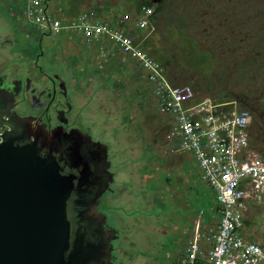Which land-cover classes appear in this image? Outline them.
Masks as SVG:
<instances>
[{
	"label": "rangeland",
	"instance_id": "rangeland-1",
	"mask_svg": "<svg viewBox=\"0 0 264 264\" xmlns=\"http://www.w3.org/2000/svg\"><path fill=\"white\" fill-rule=\"evenodd\" d=\"M70 1L50 0L46 10L50 21L66 22L68 13L65 9ZM135 4L138 0H119V5L114 6L115 13L130 15V6ZM165 4L172 6L166 13L151 18L147 31L135 28L132 37L140 43L158 28L150 34L151 38L157 37V49L150 53L142 50L165 72L171 70L177 81L193 88L202 100L219 104L237 96L255 99L253 113L250 112L251 149L253 155L264 159V0H176L175 3L169 0ZM22 10L20 0H0V32L5 33L3 38L11 40L15 46L12 50L21 51L22 57L28 54L29 45L32 50L28 65L38 62L48 71L46 65L58 63L57 56L63 54L61 51L67 49L69 39L74 36L63 31L41 35L40 30L21 15ZM136 12L132 10V15ZM106 43V52L111 54L114 46ZM79 48L84 54L88 49L95 55L101 53L98 47H92V50ZM118 53L121 58L110 64L115 70L116 65H128L127 61L120 62L125 56ZM66 60L74 58L69 56ZM130 63L137 77L135 84L129 87L132 83L124 82L120 98L116 99L115 93H111L114 102H108L106 106H122L126 102V107L132 103L138 108L100 109L99 104L93 103L85 109L86 119L91 122L87 132L93 137L99 136L110 147L111 170L116 174L113 187L122 194L115 199L119 205H113V210L119 211L130 222L135 234L129 241L132 242L130 255L141 258L143 264H175V254H179L192 235L190 219L196 221L201 210L202 220L210 222L216 218L215 196L210 191L206 193L205 185L196 176V162L192 160L185 163V169H193L194 185L189 187L184 182L178 186L174 181L166 184V180L177 173L171 155H168L171 122L158 113L153 96L146 90L142 71L140 76L137 64ZM111 80L102 73L97 78L100 84L104 81L112 84ZM125 85L129 87L127 90ZM68 89L71 92L73 87L69 85ZM129 166L135 175L132 178V172L125 170ZM145 175L148 179H144ZM175 186L180 189V199ZM128 199L130 201L125 205ZM255 206L247 208L242 237L261 243L264 241V193ZM138 220L140 229L136 225ZM147 242L151 246H146Z\"/></svg>",
	"mask_w": 264,
	"mask_h": 264
},
{
	"label": "flooded vegetation",
	"instance_id": "flooded-vegetation-1",
	"mask_svg": "<svg viewBox=\"0 0 264 264\" xmlns=\"http://www.w3.org/2000/svg\"><path fill=\"white\" fill-rule=\"evenodd\" d=\"M155 1L169 0H149V3ZM40 33L54 34L49 30ZM4 35L0 32V144L15 141L30 150L71 187L67 218L74 227L77 241L79 260L76 264H143L141 258L129 253L134 229L119 211L113 210V205H119L115 199L122 194L113 187L116 174L111 170L110 147L99 136L93 137L87 132L91 122L86 119V108L93 103L99 104L100 109L115 110L121 106H106V103L114 102L111 93H115L116 99L120 98L123 88L117 83L123 80V72L115 83H98L101 73L110 77L111 82L114 78L100 61L84 55L75 46L61 51L58 63H48L45 67L48 71L38 62L29 66L31 47L28 45V54L22 57L20 50H12L15 46L10 39L3 38ZM63 55L73 56L74 60L67 61ZM69 85L73 87L71 92ZM228 102L237 109H246L249 114L253 113L256 103L249 96H237ZM125 105L126 102L122 105L124 109L138 108L132 103ZM91 111H95L94 108ZM251 124L250 114L249 147H253L250 145L253 144ZM44 146L51 151L44 152ZM125 170L132 172L131 178L135 176L131 166ZM129 201L122 200L125 205ZM136 225L140 229L139 220ZM148 245L151 246L150 242ZM177 257L175 254V264Z\"/></svg>",
	"mask_w": 264,
	"mask_h": 264
},
{
	"label": "built area",
	"instance_id": "built-area-1",
	"mask_svg": "<svg viewBox=\"0 0 264 264\" xmlns=\"http://www.w3.org/2000/svg\"><path fill=\"white\" fill-rule=\"evenodd\" d=\"M23 7L27 21L40 31L75 34L86 45H101L108 39L144 71L158 113L171 122L169 155L192 156L217 205V216L210 222L202 220L203 211L199 212L177 264H264V241L242 237L247 198L259 204L264 193V159L253 155L247 144L249 114L207 100L197 102L190 87L172 86L162 67L124 33L127 16L114 25L97 22L92 11L69 22L50 21L44 0H24ZM152 14L151 8H142L136 27L145 29Z\"/></svg>",
	"mask_w": 264,
	"mask_h": 264
},
{
	"label": "water",
	"instance_id": "water-1",
	"mask_svg": "<svg viewBox=\"0 0 264 264\" xmlns=\"http://www.w3.org/2000/svg\"><path fill=\"white\" fill-rule=\"evenodd\" d=\"M70 190L30 150L15 141L0 144V264L77 263L74 227L67 218Z\"/></svg>",
	"mask_w": 264,
	"mask_h": 264
},
{
	"label": "crops",
	"instance_id": "crops-1",
	"mask_svg": "<svg viewBox=\"0 0 264 264\" xmlns=\"http://www.w3.org/2000/svg\"><path fill=\"white\" fill-rule=\"evenodd\" d=\"M148 1V0H147ZM145 1V2H147ZM46 10L49 8V2L50 0H46ZM20 3H24V0H20ZM139 3H141V0H138V4H135L134 6H130L131 8V12H130V15L127 14L129 16V20H128V23H127V26L126 28L129 30V32L131 33L132 35V32L136 27V20H137V15L139 13ZM119 5V0H71L70 1V4L69 6L65 9L66 12L68 13V18H67V21L66 22H69V20L71 21L72 19L75 18V16L77 17V15L79 14H82V13H87V12H94L95 13V18L97 21L99 22H102V23H108V24H111V25H114V23L116 22V20L125 15V14H116L115 13V9H114V6H118ZM136 6V9H134V7ZM25 7V5H24ZM23 7V9H24ZM149 7H151L153 10H154V13L149 17V20L153 17H156V16H159L161 14H164L166 13V11H168V6L166 7V4L165 3H162V2H159V1H155L151 4H149ZM132 10L135 13V15H132ZM21 15L26 19V17L23 15V10H22V13ZM27 20V19H26ZM149 20H148V25H147V28L144 29V31H147L149 29ZM63 22V21H62ZM139 29V28H137ZM142 30V29H140ZM157 31L158 28H155L153 31ZM152 31V32H153ZM151 32V33H152ZM147 34V36L143 39H141L140 43H138L139 46L142 47V49H144L145 51H147L148 53L150 52H153L157 49L158 47V44H157V41H156V38L157 37H154V38H151L153 36H150V34ZM69 34V33H68ZM74 36L75 39H77L76 41L73 39H69V42L68 45H67V48H72V46L74 45H77L75 46L78 50H80L83 54H84V51H82L79 47H85L86 49L90 48L89 46L92 47H98L100 50H101V53L100 55L98 54H94V52L90 51L88 49L87 52H90V54L87 55V52L86 56L88 57H92L94 58V60H98L101 62L100 65H103V66H106L104 68L105 71H108V72H111L113 73V78L114 80L112 81V83H115L117 82L118 80V77L120 76V74L123 72V80H118V87H121L123 88V84L124 82H129V83H132L131 85H129V87L133 86L136 82V79L137 77L135 76V73L132 72V69H133V66H132V63L130 62H133L134 60L130 59L129 60L127 58H123L124 60H120V62H124V61H127V64L128 65H122V64H119V65H116V70L110 65L112 63V60H119L121 58V56L119 55L118 53V49L110 42L108 41V39H105L104 42L101 44V45H97V44H94V45H86L80 37H78L77 35L75 34H71ZM150 36V37H149ZM160 36V35H159ZM151 39H152V42H151ZM136 40V39H135ZM106 42H110L113 46H114V51L111 52V54H107L106 52V46H105V43ZM107 44V43H106ZM90 48V49H91ZM92 50V49H91ZM103 52V53H102ZM123 55V54H122ZM138 66V63L136 61H134ZM139 67V66H138ZM139 70H140V76H141V71L143 73L142 75V79L143 81L145 82V87H146V90H149L150 92V95H151V87L150 85L147 83L146 79H145V73L144 71L139 67ZM164 71V74L166 76V78L169 80V82L172 84V85H175V86H180V85H186V84H183V83H180L179 81H177L172 75H171V70H167V72ZM110 73V74H111ZM125 87L129 88L128 86L125 85ZM124 87V88H125ZM198 99H201V98H197ZM196 101V99H194ZM251 149V148H250ZM188 160H192L194 161V159L192 158V156L188 155V154H185V155H175V156H171V161L172 163L174 164V166L176 167V171L177 173L174 175V176H170L167 180H166V184L169 185V182L170 181H174L176 182V185H181L183 184L184 182L185 183H188L189 184V187L194 185V177L192 176V171L193 169L191 170V168H189L188 170L185 169L186 165L185 163L188 161ZM195 163V161H194ZM196 164V163H195ZM197 166V165H196ZM180 172H183V174H180ZM186 172V173H185ZM196 176L199 178L200 180V172L198 170V168L196 167ZM190 180V181H188ZM200 182H202L200 180ZM203 183V182H202ZM206 187V193L208 191H210L212 193V195H214L213 191L205 184L203 183ZM177 188V190H179V192H176L177 195H178V199L181 198V193H180V189L178 187L175 186V189ZM176 195V194H175ZM174 195V196H175ZM192 196L190 195V198ZM247 208L249 207H256V203L254 201H252L250 198H247ZM246 211L245 210V217H246ZM195 222V219L194 221L191 220L190 224L193 226V223ZM244 223H245V218H244ZM190 225V226H191ZM191 226V228H192ZM187 242V240H186ZM185 242V243H186Z\"/></svg>",
	"mask_w": 264,
	"mask_h": 264
},
{
	"label": "bare ground",
	"instance_id": "bare-ground-1",
	"mask_svg": "<svg viewBox=\"0 0 264 264\" xmlns=\"http://www.w3.org/2000/svg\"><path fill=\"white\" fill-rule=\"evenodd\" d=\"M142 8H146V7H142ZM141 8V9H142ZM147 8H151V7H147ZM152 9V8H151ZM153 10V9H152ZM141 11V10H140ZM88 13V12H87ZM140 13V12H139ZM83 14V13H82ZM80 15V14H79ZM139 15V14H138ZM137 15V16H138ZM78 16V15H77ZM123 16H127V21H126V23L128 22V20H129V16L128 15H123ZM76 17V16H75ZM57 20V19H56ZM95 20H96V18H95ZM148 20H149V17H147V22H148ZM60 21V20H59ZM70 21V20H69ZM97 21V20H96ZM97 22H99V21H97ZM126 23L124 24V26H123V30H124V33L126 34V35H129L132 39H133V42L136 44V45H138V43L136 42V40H135V38L134 37H132V35H131V33L129 32V30L128 29H125V25H126ZM146 25H148V24H146ZM147 28V26H144V27H142V28ZM138 28V27H137ZM145 28V29H146ZM140 29V28H139ZM142 30H144V29H142ZM55 34V33H54ZM139 46V45H138ZM140 47V46H139ZM141 48V47H140ZM142 49V48H141ZM145 52V51H144ZM161 66V65H160ZM162 67V66H161ZM162 70H163V68H162ZM163 75L165 76V74H164V71H163ZM166 77V76H165ZM168 80V79H167ZM169 81V80H168ZM171 84V83H170ZM172 85V84H171ZM172 86H174V87H180V86H188V85H180V86H175V85H172ZM188 87H190V86H188ZM191 88V87H190ZM191 90H192V92H193V94H194V99H196V101L197 102H201V101H206L207 99H204V100H202V99H198L197 100V96H196V94H195V92H194V90H193V88H191ZM207 101H209V100H207ZM211 102V101H210ZM212 103H214V102H212ZM215 104H217V103H215ZM219 104H224V105H228L231 109H234L235 111H237V112H239V111H246L248 114H249V112L246 110V109H237L235 106H234V104L232 103V102H227V103H219ZM249 116H250V114H249ZM249 125H250V120H249V123H248V126H247V129H246V131H247V134H248V129H249ZM247 144H248V149L250 150V151H252V149H250V147H249V137H248V139H247ZM247 210V209H246Z\"/></svg>",
	"mask_w": 264,
	"mask_h": 264
},
{
	"label": "trees",
	"instance_id": "trees-1",
	"mask_svg": "<svg viewBox=\"0 0 264 264\" xmlns=\"http://www.w3.org/2000/svg\"><path fill=\"white\" fill-rule=\"evenodd\" d=\"M149 1H147V2H145V1H141V3H139V12H140V10H141V8L142 7H149ZM153 13H154V10H153ZM139 14V13H138ZM250 141V140H249ZM251 143V142H250ZM251 146H253V144L251 143L250 144ZM250 148H252V147H250Z\"/></svg>",
	"mask_w": 264,
	"mask_h": 264
},
{
	"label": "clouds",
	"instance_id": "clouds-1",
	"mask_svg": "<svg viewBox=\"0 0 264 264\" xmlns=\"http://www.w3.org/2000/svg\"><path fill=\"white\" fill-rule=\"evenodd\" d=\"M153 59V58H152ZM157 62V61H156ZM158 63V62H157ZM159 64V63H158ZM160 65V64H159ZM139 66V65H138ZM166 117V116H165ZM170 126H171V124H170ZM168 147H169V144H168ZM214 193V192H213ZM202 211V210H201ZM200 212V211H199ZM199 215V214H198ZM245 218V217H244ZM245 224V223H244ZM261 243H263V242H261Z\"/></svg>",
	"mask_w": 264,
	"mask_h": 264
}]
</instances>
